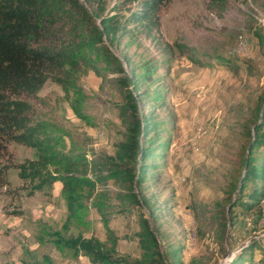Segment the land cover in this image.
I'll return each instance as SVG.
<instances>
[{"label":"rangeland","instance_id":"rangeland-1","mask_svg":"<svg viewBox=\"0 0 264 264\" xmlns=\"http://www.w3.org/2000/svg\"><path fill=\"white\" fill-rule=\"evenodd\" d=\"M80 1L95 13L100 1L105 13L121 18L134 7L127 0ZM159 22L160 40L130 25L119 43L108 45L127 74L139 73L147 60L158 68L156 80L136 95L140 113L151 124L144 144L152 147L140 193L156 218L144 207L122 210L116 198L122 188L110 180L94 190L106 193L104 215L91 206L87 225L63 231L61 184L30 192V184L10 167L0 184V264H48L46 257L53 264H91L85 256L56 250L42 230L104 240V219L119 237V254L135 258L140 250L129 237L139 229L140 212L156 229L163 264H230L242 247L264 236V196L251 210H226L237 196L234 184L241 182L242 161L264 102V0H166ZM164 43L173 51L163 49ZM175 43L189 50L181 52ZM119 76L101 63L79 70L84 98L78 104L88 120L76 116L71 92L52 81L43 85L33 100L36 114L66 133V151L98 159L114 154L130 121ZM157 93L162 100L153 102ZM8 150L15 163L36 158L34 149L17 142H10ZM263 153L260 146L253 156L261 161ZM257 183L264 188V181ZM254 186L249 182L244 195ZM260 254L257 250L251 256Z\"/></svg>","mask_w":264,"mask_h":264},{"label":"trees","instance_id":"trees-1","mask_svg":"<svg viewBox=\"0 0 264 264\" xmlns=\"http://www.w3.org/2000/svg\"><path fill=\"white\" fill-rule=\"evenodd\" d=\"M134 3L128 14L105 13L100 1L98 13L88 10L80 0H0V184L5 182L10 167L18 169V176L30 184V192L61 184V197L66 207L63 231L71 225H87L85 218L92 206L104 215L106 193H95L97 184L110 180L118 183L122 191L116 194L122 210L144 207L149 217L155 219L148 199L140 190L149 172L145 159L150 156V145L144 144L150 121L139 111L136 95L140 87L156 80L158 68L154 61H143L139 73L127 74L120 60L109 50V43H119L120 37L140 27L145 37L159 39V11L166 0H127ZM108 42V43H107ZM162 44V43H161ZM181 52L189 50L182 43H175ZM168 52L173 47L162 45ZM103 64V69L118 73V83L125 87V101L130 112L123 139L116 144L113 155L88 158L83 152L66 151V133L36 114L33 100L47 81L57 83L74 95L72 103L76 116L88 120L78 102L84 93L78 85L81 68ZM131 89H128V86ZM157 93L153 102L162 100ZM17 142L35 150L36 158L15 163L8 144ZM160 145H165L163 142ZM264 146V102L260 106L259 120L253 126L248 149L243 163L240 184H234L237 196L226 208L230 214L241 206L243 210L257 207L264 196V188L257 182L264 181V153L257 161L253 153ZM165 148V147H162ZM249 182L254 188L244 195ZM247 198V201L243 199ZM106 237H85L82 234L65 235L60 230L43 229L44 236L61 253L76 258L85 256L91 264H163L164 257L157 232L142 212L139 213V229L131 240L140 253L127 258L118 252V240L104 219ZM43 241V236H39ZM264 236L242 247L230 264H264ZM260 256L253 259L255 251ZM175 253V251H174ZM250 254V255H249ZM48 264H53L47 257Z\"/></svg>","mask_w":264,"mask_h":264}]
</instances>
